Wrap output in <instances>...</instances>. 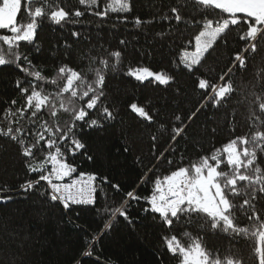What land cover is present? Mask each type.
Instances as JSON below:
<instances>
[{
  "label": "trees",
  "instance_id": "trees-1",
  "mask_svg": "<svg viewBox=\"0 0 264 264\" xmlns=\"http://www.w3.org/2000/svg\"><path fill=\"white\" fill-rule=\"evenodd\" d=\"M127 4L20 0L0 29V264H186L197 247L205 264H264V22L198 0ZM211 168L224 218L156 207L159 185ZM76 180L90 204L53 195Z\"/></svg>",
  "mask_w": 264,
  "mask_h": 264
},
{
  "label": "rangeland",
  "instance_id": "rangeland-1",
  "mask_svg": "<svg viewBox=\"0 0 264 264\" xmlns=\"http://www.w3.org/2000/svg\"><path fill=\"white\" fill-rule=\"evenodd\" d=\"M109 6L112 10L121 11L128 8L127 0H108ZM208 5H213L218 8L226 10L231 15L244 14L249 17L255 18L258 22H264V0H198ZM20 8V0H4V5L0 9V29L10 28L15 26L17 15ZM63 12L57 13L54 17L56 19L64 18ZM229 23L223 22L220 24H209L207 30L198 38L196 50L193 53L185 55L186 60L191 65L197 64L206 51L211 47L219 35L227 28ZM35 28L30 26L26 32L15 38L16 41L27 40L33 38ZM5 64L3 59H0V65ZM132 75L140 80H154L160 83H166L167 79L161 75H157L148 70H140L133 72ZM228 162L230 164H239L241 162L240 156L235 146L228 148ZM189 176V175H187ZM186 177L182 176V173L174 175L170 181L172 183L169 188L176 191L180 195L175 202L180 203L185 197L193 199L190 204H194L197 208L204 210L219 218L225 217V212L228 210L227 200L224 198L221 187L217 182L218 173L217 170L211 168L207 173L198 171V175L193 181L192 188L186 194L181 190V180ZM167 190V189H166ZM181 196V197H180ZM173 202V201H172ZM165 211V210H162ZM175 211V210H174ZM264 238V236H263ZM186 264H205L203 254L199 247L195 248L193 252L187 253L185 258Z\"/></svg>",
  "mask_w": 264,
  "mask_h": 264
},
{
  "label": "built area",
  "instance_id": "built-area-1",
  "mask_svg": "<svg viewBox=\"0 0 264 264\" xmlns=\"http://www.w3.org/2000/svg\"><path fill=\"white\" fill-rule=\"evenodd\" d=\"M193 181L195 178L193 176L184 177L181 180V192H185L188 194L190 189L192 188ZM51 190H53V195L56 199L64 200L68 203H86L90 204L92 202L94 196V186L91 180H76L73 184H61V185H52ZM167 189V190H166ZM157 202L156 207L161 210H178L181 206L186 203L192 202L193 199L185 197L183 195V199L180 203L175 202L174 199L177 200L180 195L176 191H173L171 188H164L159 185L157 188ZM181 197V196H180ZM173 201V202H172Z\"/></svg>",
  "mask_w": 264,
  "mask_h": 264
},
{
  "label": "crops",
  "instance_id": "crops-1",
  "mask_svg": "<svg viewBox=\"0 0 264 264\" xmlns=\"http://www.w3.org/2000/svg\"><path fill=\"white\" fill-rule=\"evenodd\" d=\"M177 182H178V181H176V182H173V183L175 184V183H177Z\"/></svg>",
  "mask_w": 264,
  "mask_h": 264
},
{
  "label": "bare ground",
  "instance_id": "bare-ground-1",
  "mask_svg": "<svg viewBox=\"0 0 264 264\" xmlns=\"http://www.w3.org/2000/svg\"><path fill=\"white\" fill-rule=\"evenodd\" d=\"M73 206V205H72Z\"/></svg>",
  "mask_w": 264,
  "mask_h": 264
},
{
  "label": "water",
  "instance_id": "water-1",
  "mask_svg": "<svg viewBox=\"0 0 264 264\" xmlns=\"http://www.w3.org/2000/svg\"><path fill=\"white\" fill-rule=\"evenodd\" d=\"M66 206V205H65Z\"/></svg>",
  "mask_w": 264,
  "mask_h": 264
}]
</instances>
